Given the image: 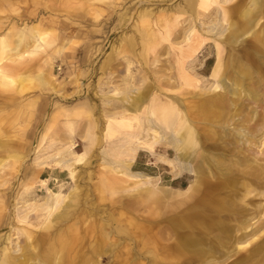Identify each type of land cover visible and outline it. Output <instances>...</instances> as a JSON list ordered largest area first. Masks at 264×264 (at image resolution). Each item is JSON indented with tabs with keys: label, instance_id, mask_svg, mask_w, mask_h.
<instances>
[{
	"label": "bare ground",
	"instance_id": "bare-ground-1",
	"mask_svg": "<svg viewBox=\"0 0 264 264\" xmlns=\"http://www.w3.org/2000/svg\"><path fill=\"white\" fill-rule=\"evenodd\" d=\"M92 1L104 4L107 0ZM17 2L0 0V87L14 85L21 94L32 83L52 86L41 68L33 75L20 73L18 63L22 59L36 58L50 65L53 59L71 54L64 42L55 45L53 28L28 26L38 14L23 12ZM182 3H177L172 13L145 8L132 14L135 19L129 17L141 38L137 55L142 66L148 63L147 55L158 39L164 40L172 32L174 38L181 37L169 46L174 60L170 74L156 78V84L146 76L147 71L137 77L131 70L135 61L128 60L122 86L114 85L110 89L113 93L101 99L104 108L99 117H94V106L87 101L51 113L52 121L62 117L63 124L41 149L38 141L35 151H41L42 157L36 156L37 168L32 172L45 195L39 199L32 195L34 181L23 183L22 191L16 192L13 206L17 221L24 224L19 227L24 240L12 247L5 242L0 248V264H101V259L107 264H264V207L251 214L241 210L235 199L215 195V190L233 192L242 180L245 197L251 191L244 182L248 177L264 185V160L254 152L255 147L257 154H264V77L260 69L264 65V0ZM219 12L226 22L225 29L217 19ZM184 14L186 17H181ZM187 16L191 19L183 28ZM198 16L203 17L201 25L208 23V33L221 34L220 43L226 50L223 55L215 45V63L203 80L198 75L205 67H196L200 52V41L195 37ZM120 19L125 22V15L120 14ZM63 39L70 48L74 40ZM128 39L125 41L130 49L124 48L125 52L136 45L135 35ZM209 61L207 57L205 62ZM199 79L213 82L198 87ZM134 81H140L137 87ZM76 123L86 126L80 137L81 152L72 135ZM95 127L100 136L94 133ZM102 139L108 142L109 150L99 151L101 197L116 199V204L110 205L111 211L137 215L122 220L118 214L108 221L92 217L91 225L98 234L88 241L86 251L80 252L83 239L91 235L89 229L86 233L82 230L87 217L81 208L87 207L88 200L87 193L83 197L79 188L76 167L85 163ZM7 150L8 154L0 157V168L9 158L10 174L17 173L27 151L26 143ZM156 151L164 154L157 162L159 169L170 167L176 169V174L192 173V184L183 190L147 186V178H139L140 174L132 169L138 154L151 157ZM46 169L66 171L73 186L65 193L57 175H51L50 179L58 182V190L53 191L49 178L40 179ZM5 195L12 197L13 190L0 192V226L8 221L4 211L10 202ZM142 202L149 204L148 208L140 205ZM145 213L148 216H143ZM239 249L244 253L229 259Z\"/></svg>",
	"mask_w": 264,
	"mask_h": 264
},
{
	"label": "rangeland",
	"instance_id": "rangeland-1",
	"mask_svg": "<svg viewBox=\"0 0 264 264\" xmlns=\"http://www.w3.org/2000/svg\"><path fill=\"white\" fill-rule=\"evenodd\" d=\"M177 3L183 5L182 0H107L104 4L92 0H19L17 2V6L23 12L38 14L37 19L34 18L28 22V26L38 24L42 28H53V32L57 35L55 45L59 46L60 42H64L68 47L67 52L71 56L63 59H53L50 65L36 58L22 59L18 63L21 68L20 73L24 71L26 74L33 75L41 68L49 76L53 89L52 86L38 87L35 83H32L19 94L16 92L14 85L9 88L0 87V143L2 144H0V157H5L8 154L7 148L9 146L13 148L15 145L26 143L27 148L20 170L17 173L10 174L9 158L4 160L5 165L0 168V192L9 193L13 190L12 197L4 196L10 202V205L4 211L7 214L8 221L0 226V248L6 243L9 247H12L20 240H24V237L19 235V227L24 226V224L17 221V210L13 206V197H15L18 190L22 191V184L34 181L35 187L32 195L36 199L45 195L44 189L40 186L39 178H34L32 172L34 168H37L36 156L42 157L41 151L40 153L35 151L38 141L41 140V149V146L46 145L51 139L53 132H56L63 124L62 117L52 121L50 119L51 113L58 111L61 107L73 108L76 106L75 104L78 105V102L87 101L94 106V117H99V112L104 108L101 106V99L113 93L110 89L114 85L122 86V79L127 76L125 75V68L128 60L135 61L131 65V70L137 77L147 71L146 76L153 82L155 81L156 84H158L156 78L170 74L172 72L170 64L173 58L169 46L170 43L181 40V37L174 38L175 33L172 32L164 40L158 39L155 48L152 51L150 50L147 55L148 63L142 66L137 55L141 47V38H139V33L133 25L132 18L129 17L132 14L136 15L137 11L145 8L155 13H172V8L175 9ZM88 8L90 10H87ZM95 9L97 12L93 11ZM95 14L98 15L97 18H95ZM120 14L125 15V22L120 19ZM186 15L184 14L181 17H186ZM132 17L135 19V16ZM189 19H191V16H187L183 28L187 26ZM201 19H203L201 16H198V20L195 19L198 23V32H196L195 37L200 41V52L198 61L196 60V67H205V71L199 73L198 78L203 80L209 77L215 63V45H218L223 55L226 50L220 43L221 34L219 32L208 33L205 29L208 23L201 25ZM217 19L222 21L223 29H225L227 25L223 21L221 12H219ZM132 35L136 37V45L130 50L131 53L129 51L125 52L124 48L130 49L125 40H129L128 38ZM64 37H71L75 41L72 42L70 48L67 40L63 39ZM111 53L114 54L112 58L108 57ZM97 54L99 55L96 56ZM207 57H210V61L206 63L205 59ZM3 63L10 64L9 61ZM260 69L264 77V65ZM202 80L199 79L197 82L198 87L200 85L201 87H208L213 82V80L209 82H203ZM139 82H135V87ZM164 87L168 88L167 86ZM117 96L121 97V94ZM78 120L79 123L80 119ZM50 124H52L51 128L48 127ZM85 127V125L83 128L76 123L74 132H72L73 140L78 145L79 152L82 151L80 137ZM94 133L96 136H100L98 127L94 128ZM94 148H96V151L90 152L88 157L85 158V163L81 167H76L79 188L83 191V197L87 193L85 200H88L87 207L81 208L85 212V217H87L82 230L86 233V230L89 229L88 234L91 235L90 238L87 235L83 239L80 252L86 251L88 241L91 240L92 236L98 234L97 229L91 225L94 223L92 217L108 221L110 217L116 219L118 214L122 220L125 217L134 218L137 215L122 210L113 212L110 210L113 208L110 205L116 204V199L101 197L100 190L103 186L100 184V170L102 167L99 163L101 161L99 151L100 153L102 151L108 152L109 144L102 139V143L95 145ZM254 152H256V157L260 158L261 161L264 160V154H257V148L255 149V147ZM163 155L162 151H156L151 157H148L147 153L138 154L136 165L132 171L139 173V178H147V186L162 185L169 190L186 189L195 179L194 175L192 173L176 174V169L170 167L159 169L157 162H159V157ZM173 157L174 155L170 156L171 159ZM188 167L191 168L192 163H189ZM88 173H90V177H88ZM51 175H57V181L63 184L65 193L74 184L66 171L59 173L57 170L51 172L46 169L40 179L49 178L48 185L53 191L58 190V182L50 179ZM253 180L251 177L244 180L251 189L245 197H242L244 190L240 187L242 180L235 184L236 188L233 192L215 190V195L225 199H235L236 204H241L239 207L241 210H246L252 214L264 207V185H259L257 181ZM181 197L183 196H177L176 198ZM140 205L147 204L142 202ZM148 206L149 204L146 208ZM143 216H148V213L143 214ZM8 235H10V240L6 241ZM242 253H244V249H239L238 253L233 254L229 259H233ZM146 255L149 256L150 254ZM101 264H107V261L101 259Z\"/></svg>",
	"mask_w": 264,
	"mask_h": 264
}]
</instances>
